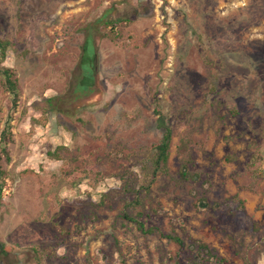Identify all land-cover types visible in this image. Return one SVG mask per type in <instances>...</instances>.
Segmentation results:
<instances>
[{
	"label": "rangeland",
	"instance_id": "obj_1",
	"mask_svg": "<svg viewBox=\"0 0 264 264\" xmlns=\"http://www.w3.org/2000/svg\"><path fill=\"white\" fill-rule=\"evenodd\" d=\"M0 40V264H264V0H0Z\"/></svg>",
	"mask_w": 264,
	"mask_h": 264
},
{
	"label": "trees",
	"instance_id": "obj_2",
	"mask_svg": "<svg viewBox=\"0 0 264 264\" xmlns=\"http://www.w3.org/2000/svg\"><path fill=\"white\" fill-rule=\"evenodd\" d=\"M107 23L109 25L115 24V22L113 21H109ZM6 46H7V42L0 40V61H2L4 58V51L6 49ZM0 76L2 77L3 87L7 90L10 96V107L11 109H14L16 105L17 93L15 89L14 80H12V72L10 71V69L0 66ZM10 120H11V115L8 114L4 122V126L0 132V160L1 158H3V160L6 162L9 160L8 154L6 151V145L7 143L10 142V124H9ZM169 141H170V132H169V129L166 128L164 129L160 140L156 144L151 146L150 161H151L152 174H154L158 170L164 169V166L167 160V149L169 146ZM182 168L185 169V166L182 165ZM179 176L182 179L186 178V176L188 178L190 177V175L187 172H185V170H181L179 172ZM3 177H4V172L0 169V190L3 185V181H2ZM129 220L135 224L137 230L141 233H149L152 231V229L145 230L143 228L142 223L136 219L132 218ZM163 237L177 243L178 246H181L182 244L180 239H178L175 236L164 235ZM195 244H196V249L198 251H203L209 257H215V255L211 253V251L207 248L205 244L200 243L198 241L195 242ZM218 261L224 263V260L222 258H218Z\"/></svg>",
	"mask_w": 264,
	"mask_h": 264
}]
</instances>
